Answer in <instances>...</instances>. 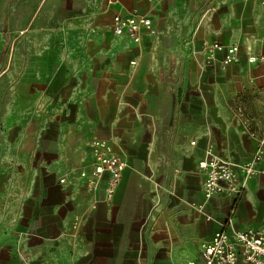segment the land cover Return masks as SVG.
<instances>
[{
  "label": "crops",
  "instance_id": "0c3cea01",
  "mask_svg": "<svg viewBox=\"0 0 264 264\" xmlns=\"http://www.w3.org/2000/svg\"><path fill=\"white\" fill-rule=\"evenodd\" d=\"M132 9L153 22L139 44L111 27ZM90 22L63 59L54 49L46 58L40 37L26 62H10L20 81L11 97L26 102L19 122L34 127L13 138L25 178L0 190V264H204L202 245L224 228L233 200L206 201L199 162L208 147L235 165L249 161L251 133L264 131V5L106 0ZM204 42L239 45V61L222 67L219 53L205 64ZM97 138L126 162L110 198L105 182L91 192L80 176ZM241 186L229 229L264 230V174Z\"/></svg>",
  "mask_w": 264,
  "mask_h": 264
},
{
  "label": "built area",
  "instance_id": "2783aa9c",
  "mask_svg": "<svg viewBox=\"0 0 264 264\" xmlns=\"http://www.w3.org/2000/svg\"><path fill=\"white\" fill-rule=\"evenodd\" d=\"M119 1L108 0V3L111 5ZM255 1L264 5V0ZM111 27L115 35H125L139 44L142 42L143 35L152 30L153 22L146 13H142L139 9H132L127 13H115ZM203 51L207 65L212 64L219 53L222 54V67L239 61L240 47L237 44L204 42ZM251 136L256 139L253 159L235 165L220 158L214 153L212 147H208L204 158L199 162L200 169L206 175L203 182L206 201L217 195L228 196L233 200L232 212L224 228L216 231L213 237L202 245L201 256L204 264H240L242 261L246 264H264V230L256 227L229 229L236 201L239 200L243 191L241 178L249 179L264 174V131L260 135L252 132ZM91 150L93 156L91 167L82 170L80 176L86 180L87 190L91 192L97 191L105 182V194L110 198L120 185L126 162L105 139L97 138L92 141ZM64 181L65 179L60 180L61 183ZM73 223L74 228L79 227L81 218L76 216Z\"/></svg>",
  "mask_w": 264,
  "mask_h": 264
},
{
  "label": "rangeland",
  "instance_id": "374dc122",
  "mask_svg": "<svg viewBox=\"0 0 264 264\" xmlns=\"http://www.w3.org/2000/svg\"><path fill=\"white\" fill-rule=\"evenodd\" d=\"M105 9L106 0H0V190L6 179L25 178V172L19 169L24 166L13 148V138L25 133L24 129L32 132L34 127L19 122L21 117H27V109L25 101L18 97L13 101L11 97V85L20 82L18 77L10 76L11 60L18 65L22 55L26 62L28 53L39 51L40 37L46 58L51 59L54 49L63 59L70 39L88 34L90 21ZM17 91L18 96L19 88ZM49 115L52 108H45V117ZM44 126L46 129L49 124ZM9 164L17 170L9 172L13 169ZM12 190L14 193L19 189Z\"/></svg>",
  "mask_w": 264,
  "mask_h": 264
}]
</instances>
